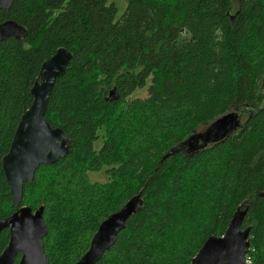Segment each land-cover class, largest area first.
Returning a JSON list of instances; mask_svg holds the SVG:
<instances>
[{
  "label": "trees",
  "instance_id": "16d2710c",
  "mask_svg": "<svg viewBox=\"0 0 264 264\" xmlns=\"http://www.w3.org/2000/svg\"><path fill=\"white\" fill-rule=\"evenodd\" d=\"M124 3L121 15L116 0H14L0 11L22 31L0 42V220L15 211L2 159L42 64L63 47L72 59L45 120L70 149L38 168L22 199L44 208L48 263L77 262L102 220L141 192V211L96 264H190L239 208L246 264H264V0ZM230 112L242 125L229 137L170 154ZM101 171L106 182H91ZM8 240L5 229L0 254Z\"/></svg>",
  "mask_w": 264,
  "mask_h": 264
},
{
  "label": "water",
  "instance_id": "95a60500",
  "mask_svg": "<svg viewBox=\"0 0 264 264\" xmlns=\"http://www.w3.org/2000/svg\"><path fill=\"white\" fill-rule=\"evenodd\" d=\"M14 0H0V11L8 10ZM21 28L8 20L0 24V42L16 37ZM72 54L61 47L41 66L38 80L31 88L32 104L21 116L7 154L2 159V170L10 189L15 211L0 220V233L9 229V240L0 254V264H49L44 252L43 239L48 230L43 219V206L32 210L22 205L25 183H31L38 168L51 165L64 158L70 142L60 128H52L45 120L46 110L54 85L65 73ZM109 98L118 99L114 90ZM242 125L236 112L227 113L209 124L206 129L190 137L173 152L195 151L209 144L218 143L236 132ZM169 156L166 155L162 160ZM143 200L141 192L131 197L119 210L109 214L99 224L86 253L74 264H96L115 243L127 225V221L139 213ZM247 210L239 208L232 216L224 234L210 236L201 246L190 264H246L250 247V228L241 229Z\"/></svg>",
  "mask_w": 264,
  "mask_h": 264
},
{
  "label": "rangeland",
  "instance_id": "374dc122",
  "mask_svg": "<svg viewBox=\"0 0 264 264\" xmlns=\"http://www.w3.org/2000/svg\"><path fill=\"white\" fill-rule=\"evenodd\" d=\"M116 1H118V3H120V4H116V6H117L118 15H121L125 9L124 0H116ZM121 4H123V5H121ZM146 95H147L146 89L137 90L129 97V99L132 100V99H136V98H145ZM98 146L99 145H97V147ZM88 176H89V179L91 182L103 183V182H106V180H107L106 175L102 171L98 172V173H89Z\"/></svg>",
  "mask_w": 264,
  "mask_h": 264
},
{
  "label": "built area",
  "instance_id": "2783aa9c",
  "mask_svg": "<svg viewBox=\"0 0 264 264\" xmlns=\"http://www.w3.org/2000/svg\"><path fill=\"white\" fill-rule=\"evenodd\" d=\"M246 262H248V258H247V256H246Z\"/></svg>",
  "mask_w": 264,
  "mask_h": 264
},
{
  "label": "flooded vegetation",
  "instance_id": "af4514ba",
  "mask_svg": "<svg viewBox=\"0 0 264 264\" xmlns=\"http://www.w3.org/2000/svg\"><path fill=\"white\" fill-rule=\"evenodd\" d=\"M1 24V23H0ZM187 148H188V146H187ZM189 149V148H188Z\"/></svg>",
  "mask_w": 264,
  "mask_h": 264
}]
</instances>
